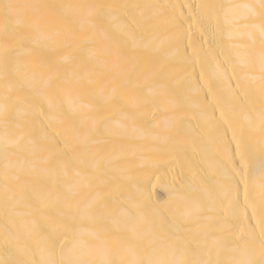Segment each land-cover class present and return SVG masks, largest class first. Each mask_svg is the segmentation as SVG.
Wrapping results in <instances>:
<instances>
[{
	"label": "bare ground",
	"instance_id": "6f19581e",
	"mask_svg": "<svg viewBox=\"0 0 264 264\" xmlns=\"http://www.w3.org/2000/svg\"><path fill=\"white\" fill-rule=\"evenodd\" d=\"M262 5L0 0V264H261Z\"/></svg>",
	"mask_w": 264,
	"mask_h": 264
},
{
	"label": "snow or ice",
	"instance_id": "6c2138e0",
	"mask_svg": "<svg viewBox=\"0 0 264 264\" xmlns=\"http://www.w3.org/2000/svg\"><path fill=\"white\" fill-rule=\"evenodd\" d=\"M262 7H264V5H262ZM261 247H262V250H264V241H261ZM261 264H264V261H262Z\"/></svg>",
	"mask_w": 264,
	"mask_h": 264
}]
</instances>
